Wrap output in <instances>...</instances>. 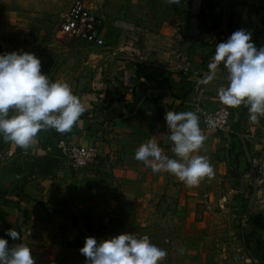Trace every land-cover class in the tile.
<instances>
[{
    "label": "crops",
    "instance_id": "crops-1",
    "mask_svg": "<svg viewBox=\"0 0 264 264\" xmlns=\"http://www.w3.org/2000/svg\"><path fill=\"white\" fill-rule=\"evenodd\" d=\"M85 5L104 18L105 46L113 50L147 46L136 40L124 42L122 38L129 32L177 33L187 36L186 44L190 40L191 47L185 57L175 59L173 67H169L171 71L160 67V60L155 58L153 63L124 62L123 72L94 74L91 81H98L100 86L96 88L97 84L91 83L86 91L78 92L86 111L65 135L69 146L95 148L97 156L82 168L73 170L68 165L51 131H40L28 149L0 140V237L9 246L27 244L33 256L39 254L36 249L40 245L44 248L50 242L69 239V227L101 214L109 215L118 207L139 204L145 209L157 203L166 188L177 186L174 175L166 171L153 174L135 160V150L152 139L165 155L174 157L164 120L166 111H193L194 107L213 111L225 106L218 96V89L227 85L222 69L209 84L197 83L208 72L217 42L243 28L252 33L257 48L264 46V0H182L179 6L167 0H90V5L87 1ZM140 64L155 65L157 73L146 75L147 68H136ZM133 74L138 84L144 82L143 88L131 86L127 88L130 92L125 93L131 100L117 101L119 87L115 82L130 81ZM246 116L243 105L232 107L230 132H214L200 126L206 139L193 155L206 156L212 169L217 168V163L222 171V157L229 156L227 149L233 141L234 128H254ZM262 125L264 121L259 124ZM45 157L54 159L57 165L49 173L31 164L37 160L43 164ZM209 178L204 177L196 187ZM193 187L185 189L189 192ZM9 228L21 234L19 240L7 236L5 230ZM35 264L44 262L35 259Z\"/></svg>",
    "mask_w": 264,
    "mask_h": 264
},
{
    "label": "rangeland",
    "instance_id": "rangeland-1",
    "mask_svg": "<svg viewBox=\"0 0 264 264\" xmlns=\"http://www.w3.org/2000/svg\"><path fill=\"white\" fill-rule=\"evenodd\" d=\"M71 1L0 0V54L13 50L34 53L41 60V71L50 80L68 82L77 96L91 83H96V88L100 86L98 81H91L97 71L108 75L123 72L124 62L153 63L155 58L160 60L157 63L160 67L171 71L169 67H173L175 59L185 57L191 47L190 40L186 44L187 36L177 33L129 32L122 38L124 42L136 40L139 45L150 46L144 49L133 46L129 50H113L70 38L57 28ZM85 1L90 5V0ZM108 40L113 41L110 37ZM136 68H147L146 75L157 73V67L152 64H140ZM130 76V81L115 82V87H119L117 101L131 100L126 95L130 92L127 88H143V81L138 84L137 76ZM245 120H249L248 113ZM261 121L264 118L253 124L254 128L244 125L234 128L233 141L227 149L229 156L222 157L224 170L219 171L216 163L217 168L204 185L194 186V190L188 192L187 186L178 179L177 186L166 188L159 201L145 209L135 204L118 207L109 211V215L86 219L81 225L68 228L69 239L50 242L44 248L38 246L39 254L34 255L35 259L44 264H85L86 258L79 249L86 237L93 236L99 242L129 232L148 237L150 242L166 249L167 256L161 264H264V180L261 175L264 125L259 126ZM47 130L55 133L56 139L68 133ZM31 164L39 170L45 168L40 160Z\"/></svg>",
    "mask_w": 264,
    "mask_h": 264
},
{
    "label": "clouds",
    "instance_id": "clouds-1",
    "mask_svg": "<svg viewBox=\"0 0 264 264\" xmlns=\"http://www.w3.org/2000/svg\"><path fill=\"white\" fill-rule=\"evenodd\" d=\"M167 3L179 6L182 0ZM251 36V32L241 28L217 43L208 72L197 83L209 84L222 69L227 85L218 89L220 102L233 108L243 105L249 121L258 124L264 118V46L257 48ZM85 111L68 82L50 80L41 71L37 55L23 50L0 54V140L28 149L42 130L69 132ZM164 120L174 157L165 155L158 143L149 139L135 150L134 159L153 174L166 171L174 175L187 187L211 177L213 169L207 157L193 155L206 139L197 113L166 111ZM5 231L14 241L20 239L16 229ZM79 251L86 258L85 264H161L167 256V250L148 237L129 232L99 242L88 236ZM0 264H35V259L27 244L9 246L0 237Z\"/></svg>",
    "mask_w": 264,
    "mask_h": 264
},
{
    "label": "built area",
    "instance_id": "built-area-1",
    "mask_svg": "<svg viewBox=\"0 0 264 264\" xmlns=\"http://www.w3.org/2000/svg\"><path fill=\"white\" fill-rule=\"evenodd\" d=\"M104 18L91 12L85 5L84 0H72L61 16L58 32L70 38L83 39L95 46H105ZM200 126L214 132H230V120L232 107L221 106L213 111H202L194 107ZM212 122L211 124L209 122ZM68 138L56 140L62 155L68 165L73 169L84 167L97 156L93 146L68 145ZM0 153V158H1ZM264 180V170L262 172Z\"/></svg>",
    "mask_w": 264,
    "mask_h": 264
},
{
    "label": "trees",
    "instance_id": "trees-1",
    "mask_svg": "<svg viewBox=\"0 0 264 264\" xmlns=\"http://www.w3.org/2000/svg\"><path fill=\"white\" fill-rule=\"evenodd\" d=\"M42 161L44 162V171L45 173H49L51 172L53 169L57 168L56 163L54 162V159L50 158V157H45L44 159H42Z\"/></svg>",
    "mask_w": 264,
    "mask_h": 264
}]
</instances>
